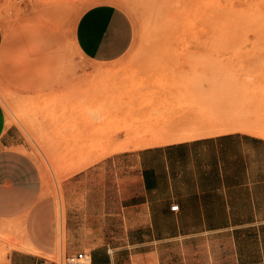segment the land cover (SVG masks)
Masks as SVG:
<instances>
[{"label": "rangeland", "instance_id": "obj_1", "mask_svg": "<svg viewBox=\"0 0 264 264\" xmlns=\"http://www.w3.org/2000/svg\"><path fill=\"white\" fill-rule=\"evenodd\" d=\"M103 3L128 13L133 43L120 66L97 75L84 71L75 27L84 11ZM263 15L264 0H0V105L31 153L39 155L47 193L56 198V253L48 259L64 264L68 256L91 252L103 242L112 249L139 244L131 264L259 259L263 236L248 238L245 227L211 230L228 220L175 216L170 230L156 221V242L142 235L69 237L62 186L71 175L64 172L69 155L165 136L195 102H203L208 134L264 138ZM118 133L126 136L119 143ZM144 224L140 234L147 232ZM168 233L193 235L163 238ZM14 241L20 242L0 229V256L16 247Z\"/></svg>", "mask_w": 264, "mask_h": 264}, {"label": "crops", "instance_id": "obj_2", "mask_svg": "<svg viewBox=\"0 0 264 264\" xmlns=\"http://www.w3.org/2000/svg\"><path fill=\"white\" fill-rule=\"evenodd\" d=\"M75 40L84 71L101 75L129 57L133 23L121 7L97 4L79 18ZM3 42L0 26V49ZM188 108L191 113L173 122L165 136L112 151L69 155L64 172L71 175L62 186L67 236L142 235L156 242V221L170 230L175 216L202 222L228 220L226 226L211 230L245 227L248 238L263 236L259 259L243 264H264V138L246 132L208 134L203 102ZM125 137L118 133L116 140ZM183 137L187 142H181ZM45 173L39 155L31 153L0 105V229L20 240L4 256L1 252L0 264L52 262L47 255L56 253L58 212L55 196L47 193ZM174 205L179 210H173ZM145 222L147 232L140 234ZM185 235L193 234L168 233L163 238ZM136 247L139 244L121 243L112 249L103 242L87 253L92 264H131Z\"/></svg>", "mask_w": 264, "mask_h": 264}, {"label": "built area", "instance_id": "obj_3", "mask_svg": "<svg viewBox=\"0 0 264 264\" xmlns=\"http://www.w3.org/2000/svg\"><path fill=\"white\" fill-rule=\"evenodd\" d=\"M172 209L175 211L179 210V205L172 206ZM41 264H57V263L54 261L52 262L43 261ZM64 264H92V263H91L90 255L87 252L82 251L67 258Z\"/></svg>", "mask_w": 264, "mask_h": 264}, {"label": "bare ground", "instance_id": "obj_4", "mask_svg": "<svg viewBox=\"0 0 264 264\" xmlns=\"http://www.w3.org/2000/svg\"><path fill=\"white\" fill-rule=\"evenodd\" d=\"M191 14H192V13H191ZM192 15H193V14H192ZM263 16H264V15H263ZM180 19H182V17H181V13H180ZM244 26H245V25H244ZM186 137H187V136H186ZM184 138H185V137H183L182 139H184ZM188 138H189V137H188ZM181 142H187V141H186V139H184V140H182ZM150 144H151V143H150ZM60 240H61V239H60ZM59 242H60V241H59ZM63 249H64V248H63ZM63 249H62V250H63ZM63 259H64V258H63Z\"/></svg>", "mask_w": 264, "mask_h": 264}]
</instances>
